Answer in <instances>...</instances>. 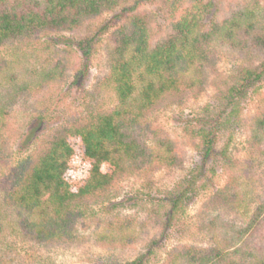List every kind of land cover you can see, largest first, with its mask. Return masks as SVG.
<instances>
[{
  "label": "trees",
  "instance_id": "obj_1",
  "mask_svg": "<svg viewBox=\"0 0 264 264\" xmlns=\"http://www.w3.org/2000/svg\"><path fill=\"white\" fill-rule=\"evenodd\" d=\"M129 1L0 0V264L26 258L18 243L81 240L89 210L105 201L116 184L171 164L173 144L152 117L170 99L198 95L207 68L223 46L251 55L250 64L225 94L231 111L199 130L202 162L160 206L167 225L196 195L199 181L216 173L219 159L229 163L228 184L204 204L196 229L203 242L177 246L164 264H264V200L251 211L247 191L236 176L241 163L252 168L255 159L264 158V109L249 126L251 161L232 162L229 147H216L220 131L235 121L238 98L264 77V0H240L230 14L206 28L202 20L208 4L180 6L169 0L173 17L178 18L173 33L157 44L151 41L147 15L137 11L140 0ZM105 12H112L110 18L76 42L83 61L72 81L76 87L84 83L93 46L115 27L108 69L95 84L97 102L73 121L55 127L13 164L11 107L32 103L62 76L58 33ZM96 226L97 239L110 246L126 244L136 232L132 221L122 217L98 221Z\"/></svg>",
  "mask_w": 264,
  "mask_h": 264
},
{
  "label": "rangeland",
  "instance_id": "obj_2",
  "mask_svg": "<svg viewBox=\"0 0 264 264\" xmlns=\"http://www.w3.org/2000/svg\"><path fill=\"white\" fill-rule=\"evenodd\" d=\"M239 1L177 0V3L180 6L208 4L202 20V26L206 28L214 19L230 14ZM170 5L169 0L139 2L137 11L147 15L153 44L166 40L173 33L174 18L178 15L173 17ZM111 14L105 12L86 19L76 28L58 33L62 36L58 38H61V44L56 47L58 59L64 66L62 76L43 89L32 103L21 102L11 107L8 135L13 164L40 145L55 127L73 121L97 102L99 94L95 84L108 69L115 27L109 28L93 46L89 73L79 87L72 85L77 68L83 61L76 42L95 33ZM250 57L240 49L219 47L213 64L206 70L204 89L198 95L166 101L152 117L164 137L171 140L175 160L167 166L155 167L116 184L105 201L94 204L89 210L87 223L81 225V240L48 245L18 243V249L26 258L16 264H164L171 250L177 246L203 242L202 233L196 231L197 223L202 210L206 209L205 202L216 190L228 184V162L221 159L218 163L213 162L217 165L216 173L208 180L199 181L196 195L177 210L179 217L172 225H167L166 215L160 211V206L168 193L202 162L199 130L210 119L231 111V107L226 106L225 94L230 86L237 83L243 67L249 66ZM237 101L235 121L220 131L216 147L218 150L229 147L232 162H249V126L264 109V77L252 84ZM243 164H240L238 169H242L236 176L241 177L239 183L244 185L253 211L264 200V158L255 159L252 168ZM114 217L128 218L134 224V238L126 244L110 246L97 239V222ZM157 239L160 242L154 245Z\"/></svg>",
  "mask_w": 264,
  "mask_h": 264
}]
</instances>
